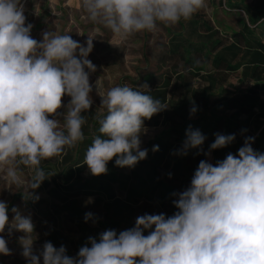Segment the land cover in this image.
<instances>
[{
    "label": "clouds",
    "instance_id": "obj_1",
    "mask_svg": "<svg viewBox=\"0 0 264 264\" xmlns=\"http://www.w3.org/2000/svg\"><path fill=\"white\" fill-rule=\"evenodd\" d=\"M87 17L102 24L116 37L154 32L158 24L173 26L206 10V0H82ZM21 0H0V168L9 183L19 184V166L34 175L30 189H38L48 177L41 162L60 156L85 139L82 126L93 104L90 73L96 66L88 59L93 39L86 46L68 34L44 31L42 40L31 36L25 25ZM87 69V71H86ZM106 110L98 119L99 135L88 146L83 164L93 176L106 174L115 158L117 167H134L147 158L141 149L144 121L164 110L167 104L151 95L147 84L132 88L117 85L99 93ZM70 97L67 105L63 97ZM64 109L61 112V109ZM196 111L195 107L190 110ZM212 150L235 140V134L216 133ZM180 154L198 149L206 136L199 129L186 130ZM247 137L237 154L228 153L215 165L201 160L190 186L174 195L172 216L144 214L135 226L113 229L89 237L91 245L80 247L77 256L66 247L45 242L33 250L35 225L30 215L0 201V233L6 228L22 233L18 243L28 264H264V153L252 148ZM158 151V146L153 147ZM39 199L38 196L34 197ZM85 214V221L91 219ZM145 230L148 234L145 235ZM0 254L10 255L0 235Z\"/></svg>",
    "mask_w": 264,
    "mask_h": 264
},
{
    "label": "rangeland",
    "instance_id": "obj_2",
    "mask_svg": "<svg viewBox=\"0 0 264 264\" xmlns=\"http://www.w3.org/2000/svg\"><path fill=\"white\" fill-rule=\"evenodd\" d=\"M206 2L207 8L202 11L220 35H228L232 31L240 30L242 22L246 20L245 12L243 8L237 6L238 4L251 6L255 4V0H206ZM21 3L24 6L25 25L29 23L33 25L31 36L37 41L42 40L44 31L68 34L84 46L89 38L93 39V50L88 59L96 66V71L89 76L90 84L93 86L90 94L93 104L88 112L82 113L86 118V123L82 126L85 139L78 142L75 147L66 148L60 156L41 162V168L48 177L34 194L29 195L33 193L30 185L34 175L30 169L19 166L20 183L13 184L9 183L5 170L0 168V201L8 205L9 220L14 215L11 211L13 207L20 209L22 214L31 216L35 225L33 234L35 253L38 254L42 250L45 242H51L56 248L65 246L67 254L75 257L80 247L85 245L90 247L89 237L99 239V234L105 230L113 229L119 234L121 231L134 227L135 220L139 216V209L144 212L142 215L151 211L150 215L163 213L166 216H172L178 211L174 205L169 210H162L158 206L150 211L145 208V205L155 198V194L151 199L148 193L155 188L157 176L149 178L148 187L139 192L138 205L119 190L116 184L111 186L113 189L111 198L106 194L74 197L66 195L62 187L68 181L91 175L87 165L83 164L85 152L90 145L88 140L93 138L90 118L106 112L101 106L102 98L97 93L96 84L101 94L117 85L138 88L140 85L147 84L150 91H153L151 95L156 98L157 90L163 82V72L167 70L164 64L160 63V53L167 47L169 37L173 33L183 31L180 23L185 24L186 21L181 20L173 26L158 24L154 32H138L122 40L102 24L89 20L82 7V0H21ZM253 28L256 36L264 42V20L258 22ZM239 72L240 70L230 74L228 78L226 84L232 89L239 90L249 85L239 81ZM62 99L64 105L70 101L68 96ZM60 111L63 112L64 109ZM187 118L193 119L194 116L187 115ZM151 120L155 122V125L143 128L140 137L141 149H145L147 143L167 129L168 124L162 114H155ZM207 159L210 160L211 157L207 155ZM145 160L139 161L132 167L142 177L147 175L149 169V163ZM107 168L120 170L115 165V158L108 162ZM130 169L125 167L122 171L129 173ZM133 182L135 178L131 176L129 184ZM35 196L39 199H35ZM139 204H141L140 207ZM71 207L91 212L93 216L87 222L85 219H74L68 215ZM144 234L147 235L148 230H145ZM0 235L6 239L11 251L10 255L0 254V264H28L21 254L22 248L18 243L22 233L13 231L9 235L6 228Z\"/></svg>",
    "mask_w": 264,
    "mask_h": 264
},
{
    "label": "trees",
    "instance_id": "obj_3",
    "mask_svg": "<svg viewBox=\"0 0 264 264\" xmlns=\"http://www.w3.org/2000/svg\"><path fill=\"white\" fill-rule=\"evenodd\" d=\"M237 6L243 8L246 15L240 30L220 35L210 19L200 11L185 24L180 23L183 31L173 33L167 47L161 51L160 63L167 70L163 72V82L155 96L167 104L158 115L162 114L168 125L145 146L148 150L145 162L149 163L147 175H138L134 168L129 173L122 171L121 167H118L120 170L108 169L106 174H91L66 182L62 187L66 195L106 194L111 198V186L116 184L138 205L139 192L148 187L149 178L157 176L155 188L148 193L151 199L155 194V198L145 208L150 211L158 206L169 210L174 205L173 201L178 199L174 193L178 194L190 186L201 160L215 165L228 153L237 154L247 137L254 138L251 146L255 151L264 153V42L256 36L253 28L264 20V0H255L252 6ZM238 70L239 81L249 85L236 90L226 83L230 74ZM193 107L196 109L194 113L190 111ZM103 114L90 118L93 138L88 140L89 144L99 135L98 119ZM187 115L194 118L188 119ZM151 125H155L153 120L144 121V127ZM189 126L199 129L206 140L201 148L189 149L183 155L180 154L183 149L181 143L186 139ZM216 133L235 134L236 138L228 146L212 150L208 160L205 153L209 152ZM154 146H158V151H153ZM131 176L135 182L129 184ZM138 211L139 216L144 213L140 209ZM86 213L89 212L71 207L68 215L74 219H85Z\"/></svg>",
    "mask_w": 264,
    "mask_h": 264
}]
</instances>
